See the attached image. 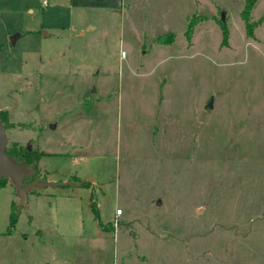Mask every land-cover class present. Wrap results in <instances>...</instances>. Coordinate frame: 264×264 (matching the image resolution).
<instances>
[{"label":"rangeland","instance_id":"obj_1","mask_svg":"<svg viewBox=\"0 0 264 264\" xmlns=\"http://www.w3.org/2000/svg\"><path fill=\"white\" fill-rule=\"evenodd\" d=\"M0 113L83 181L2 178L0 264H264V0H0Z\"/></svg>","mask_w":264,"mask_h":264},{"label":"water","instance_id":"obj_2","mask_svg":"<svg viewBox=\"0 0 264 264\" xmlns=\"http://www.w3.org/2000/svg\"><path fill=\"white\" fill-rule=\"evenodd\" d=\"M225 12H221V20L224 22ZM11 43H14V37H10ZM212 103L208 105L210 108ZM7 135L2 123L0 121V178L8 177L12 186L14 194L17 198V204L24 205L26 193L30 187H43L47 185H65L73 184L70 180L54 181L47 179H31L26 183H22V179L31 174V168L27 166L23 160H16L5 152V144ZM29 148V146H27ZM78 182L77 184H79Z\"/></svg>","mask_w":264,"mask_h":264},{"label":"trees","instance_id":"obj_3","mask_svg":"<svg viewBox=\"0 0 264 264\" xmlns=\"http://www.w3.org/2000/svg\"><path fill=\"white\" fill-rule=\"evenodd\" d=\"M249 10H250V7L247 6L246 11L248 12ZM245 22L247 24V28H248L249 32H251V25L248 23V17L247 16H245ZM187 28L188 29H187L185 35H186V38H189L190 32H191V24H189ZM0 115H1V113H0ZM0 121L2 123V126L4 127L1 116H0ZM5 152L7 154H9L10 156H12L13 158H15L16 160H20V159L23 160L24 163L31 168V174L25 176L22 179L23 184L28 182L31 179H36L34 177V174H35V168H36L35 167L36 166V159L38 156L36 154H34L33 151H30L26 147L25 148L17 147L15 145V143H12L10 146L5 147ZM2 178H4V177H1L0 181ZM16 218H17L16 208L14 205L11 204L10 205V212H9V216H8L7 232H10L12 230V228L15 224Z\"/></svg>","mask_w":264,"mask_h":264},{"label":"crops","instance_id":"obj_4","mask_svg":"<svg viewBox=\"0 0 264 264\" xmlns=\"http://www.w3.org/2000/svg\"><path fill=\"white\" fill-rule=\"evenodd\" d=\"M15 41V40H14ZM74 182V181H73ZM81 183H83V181H80V183L79 184H81ZM79 184H77L76 182H74L73 184H71V185H79ZM122 215V211H121V213L120 214H118L117 216H121ZM116 216V217H117Z\"/></svg>","mask_w":264,"mask_h":264},{"label":"built area","instance_id":"obj_5","mask_svg":"<svg viewBox=\"0 0 264 264\" xmlns=\"http://www.w3.org/2000/svg\"><path fill=\"white\" fill-rule=\"evenodd\" d=\"M42 3H44V1H42ZM122 53H123V52H122ZM120 213H121V210H120V209H116V210H115V214H116V215H118V214H120Z\"/></svg>","mask_w":264,"mask_h":264}]
</instances>
